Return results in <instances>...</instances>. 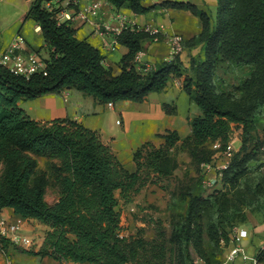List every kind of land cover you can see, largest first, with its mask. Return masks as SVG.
Here are the masks:
<instances>
[{"label":"trees","instance_id":"trees-1","mask_svg":"<svg viewBox=\"0 0 264 264\" xmlns=\"http://www.w3.org/2000/svg\"><path fill=\"white\" fill-rule=\"evenodd\" d=\"M47 1L35 0L25 17L40 27L49 54L45 69L27 79L0 65V213L10 208L16 216L49 228L43 248L29 252L33 255L74 264H163L160 254L146 257L155 251L148 250L142 238L121 237L116 194L128 202L136 192L141 181L139 163L137 171L129 172L99 133L69 119L38 122L19 104L68 88L100 104L143 103L149 95L163 92L187 67L176 58L148 72L144 68L138 71L136 56L155 37L127 28L118 43L128 53L120 62L121 74L114 75L103 65L100 50L80 41L71 23H59L58 11H49ZM107 1L115 9L128 8L136 15L163 8L189 12L199 19L200 33L184 41L185 50L203 51V56L190 57L188 68L194 77L184 88L202 113L191 122L190 141L193 146L211 143L212 153L202 164L211 163L216 155L212 146L218 141L223 146L230 142V124L243 125L241 149L234 154L222 182L243 184L248 194L243 205L264 214V170L259 158L260 153L264 156V140L254 137L264 118V0H217L216 22L212 14L191 3L167 1L146 8V0ZM227 67L253 72L239 86L228 89L219 76ZM161 138L167 150L180 140L177 132ZM138 155L139 151L134 160ZM164 155L162 150L154 153L153 168L169 174L157 163ZM39 158L59 163L54 181L60 193L52 206L46 202L49 181L39 174ZM197 184L201 188V177ZM185 205V214L173 223L171 234L179 264H195L191 250L206 225V216L211 220L206 227L212 238L228 246L232 229L242 226L237 222L249 219L240 205L216 196H190ZM1 243L7 251L11 242L3 239ZM259 258L263 261L264 254Z\"/></svg>","mask_w":264,"mask_h":264},{"label":"rangeland","instance_id":"rangeland-1","mask_svg":"<svg viewBox=\"0 0 264 264\" xmlns=\"http://www.w3.org/2000/svg\"><path fill=\"white\" fill-rule=\"evenodd\" d=\"M55 1V0H53ZM35 0H0V58L6 51L9 41L15 36L21 35L45 60L49 54L45 50V42L36 30V25L25 17ZM187 3V2H182ZM217 11L212 13L216 22ZM81 40V39H79ZM203 56V51L197 50L185 52L178 58L187 69L180 77H173L168 87L161 93H153L147 102L133 103L126 108V103L116 105L100 104L92 97L81 92L74 91L84 99V104L79 110L84 127L99 133L103 142L107 144L116 155L118 161L129 172H135L139 163L141 181L129 201L121 199L117 193L121 235L126 238H142L148 243V250L155 254L146 255L148 259L160 254V262L163 264H179L178 249L171 241L173 223L185 214L186 201L190 196H200L203 199L216 196L230 200L247 213L249 219L237 222L250 233L244 246L250 255L258 253L264 248V214L257 208L249 211L243 203L248 197L247 189L243 184L231 186L224 182L219 183L214 189L204 190L198 186V180L202 177L201 165L204 159L210 157L211 143L193 146L191 122L202 115L199 107L190 100L184 88L194 77L189 70L190 57ZM119 53H114L112 60L118 62ZM226 72L220 71L219 76L225 81L224 86L230 89L239 86L253 71L249 69H234L227 67ZM230 91V90H229ZM70 94V93H69ZM58 104L65 107L62 96L57 97ZM70 99V98H69ZM72 100V98H71ZM24 108L28 110L30 105L35 106V115L42 116V108L38 102H24ZM62 109V108H61ZM44 113V112H43ZM45 118L51 119V115ZM230 140L234 141L236 153L241 149L244 127L243 125L230 124ZM172 132L179 134V141L172 149L167 150L162 135ZM264 140V118L260 120L258 131L255 134ZM253 146H251L252 148ZM164 151L165 155L157 163L169 170V174H161L153 168L156 163L154 153ZM139 151L138 158L134 160L135 153ZM262 169L264 170V156L259 154ZM39 174H43L49 181L46 188V202L52 206L59 198V187L55 183L54 171L58 166L55 160L39 158ZM254 166V164H252ZM260 164H255V166ZM210 217L206 216V225L210 223ZM202 226V232L196 246H192L191 257L195 264H226L228 245H222L213 239L208 227ZM29 232L22 234L32 239V245L28 248L18 245H7V254L13 263L20 254H23V264H59L56 260H42V256L29 252H40L44 246L49 228L38 222L27 224ZM41 243V246L39 244ZM3 247V246H2ZM13 252V253H12ZM12 253V254H11ZM240 261H237L239 264ZM264 264V259L262 261Z\"/></svg>","mask_w":264,"mask_h":264},{"label":"crops","instance_id":"crops-1","mask_svg":"<svg viewBox=\"0 0 264 264\" xmlns=\"http://www.w3.org/2000/svg\"><path fill=\"white\" fill-rule=\"evenodd\" d=\"M167 1L191 3L196 5L199 9L210 14L214 13V11H216L218 8L217 0H146L144 5L146 8H151L154 7L155 5H159ZM94 3H99L101 5V9L99 10L98 15L93 19V24H85L81 20H77L72 24V26L74 29H76L77 38L81 39L80 41H87L100 50L102 56L104 57L103 65L106 68L111 69L114 75L121 74L120 62L122 58L128 53V49L126 47L119 45V43L115 44V40L117 41V35L119 32L122 33L123 30L127 28L143 29L147 25H151L154 28H163L165 35L178 34L184 38V41H187L198 35L201 31V25L199 19L189 12L177 11L173 9L156 8V9H152L150 12H148L145 15H136L128 8L115 9L113 6H111L108 3L107 0H81L80 6L81 8H85ZM45 7L49 11L52 10L59 11V8L62 7V3L60 0H55V1L48 0L47 2H45ZM34 24L36 25L35 31L42 36L40 27H38L36 23ZM105 26L110 27V29L106 30ZM16 37L17 36H15L11 41L8 42L6 49L10 46V44L13 42V40ZM24 40H25V46L20 53L28 54L34 52L38 54L39 57L46 62V60L42 58L39 53L34 51V48L26 41V39ZM44 44H45L44 46L45 50L48 53L46 49V43ZM113 47L115 48V50H113ZM144 52H145V56L143 58V63H148L153 67L158 66L162 62H168L170 59L169 49L167 46V39L165 37L161 38V40L158 42L153 41L147 44L146 50ZM184 52L185 54L186 53L188 54V52L190 53V51L188 50H185ZM114 53H119V56H121L120 57L121 59L118 62H114L112 60ZM135 67L136 69H138L139 65L136 64ZM74 91H75L74 89H70V90L67 89L61 94H50L40 97L34 101H28V102H33V104L35 102H38V104H40L42 108V116H36V117L33 116L36 113L34 105H30L28 110L24 108L23 105L24 102H21L19 106L32 119L38 122L45 123L56 119H69L82 123L83 121L82 118L79 116V110L82 108L84 104V99L80 95H76ZM59 96L63 97L65 102L64 103L65 107H61L58 104L57 97ZM147 101L148 98L147 100H145V102ZM123 103L127 104L125 105L126 108H129L133 104V102H123ZM48 115H51L52 118L51 119L45 118ZM58 199L56 200V202L58 201ZM0 220H8L9 222L23 224L24 232L27 231L29 232V229L27 228V224L29 223V220H24L16 216L14 214V211L10 208L4 209L0 213ZM30 222L33 223L35 221L31 220ZM39 246H41V243L39 244ZM22 256L23 254H20L17 257H15L16 259L19 260V263L18 261H16L14 264H23L21 263ZM49 259L52 258L46 257L42 260L44 261ZM4 261L5 258L3 257V255L0 254V264H3ZM58 263L74 264L72 262H61V261H58Z\"/></svg>","mask_w":264,"mask_h":264},{"label":"built area","instance_id":"built-area-1","mask_svg":"<svg viewBox=\"0 0 264 264\" xmlns=\"http://www.w3.org/2000/svg\"><path fill=\"white\" fill-rule=\"evenodd\" d=\"M60 1L62 7L59 8V11L56 13V19L59 23L69 22L73 24L77 20H81L85 24H93V19L98 15L99 10L101 9L99 3H94L85 8H81V0ZM105 29L109 30L110 27L105 26ZM137 30H143L155 37L154 41L156 42L160 41L163 37L167 39L170 58L168 62L175 60L185 51L184 38L181 35H165L163 28H154L151 25H147L145 28ZM120 34L121 33L119 32L117 35V41ZM117 41L115 40V44L118 43ZM24 46V38L22 36H17L0 58V65L16 76L28 79L45 69L47 63L34 52L28 54L20 53L24 49ZM113 50H115L114 47ZM144 56L145 52H140L136 56L135 65H139V68L137 69L138 71L144 68V71L148 72L154 67L148 63H143ZM234 143V141L230 140L226 146H223V144L218 141L212 146V149L216 152L214 160L211 163H204L201 165L203 171L201 177L202 189H214L222 182L224 173L229 169L232 158L237 151ZM23 230V224L9 222L8 220H0V254L5 258L3 264H14L2 247L1 241L3 239L10 240L12 244L25 248L32 245V239L23 235ZM121 237L123 236L121 235ZM249 237V231L243 227L236 226L232 229L231 242L227 249L226 264H237L238 260L240 261L239 264H262L259 255L264 254V248L258 253L250 255L244 246V242L248 240ZM222 244L226 245L224 241H222Z\"/></svg>","mask_w":264,"mask_h":264},{"label":"water","instance_id":"water-1","mask_svg":"<svg viewBox=\"0 0 264 264\" xmlns=\"http://www.w3.org/2000/svg\"><path fill=\"white\" fill-rule=\"evenodd\" d=\"M68 90H70V88H68ZM147 100V99H146Z\"/></svg>","mask_w":264,"mask_h":264}]
</instances>
